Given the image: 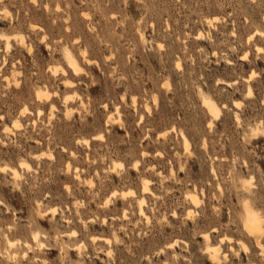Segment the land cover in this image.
Listing matches in <instances>:
<instances>
[{
  "label": "rangeland",
  "instance_id": "374dc122",
  "mask_svg": "<svg viewBox=\"0 0 264 264\" xmlns=\"http://www.w3.org/2000/svg\"><path fill=\"white\" fill-rule=\"evenodd\" d=\"M0 35V264H264V0H0Z\"/></svg>",
  "mask_w": 264,
  "mask_h": 264
},
{
  "label": "bare ground",
  "instance_id": "6f19581e",
  "mask_svg": "<svg viewBox=\"0 0 264 264\" xmlns=\"http://www.w3.org/2000/svg\"><path fill=\"white\" fill-rule=\"evenodd\" d=\"M260 33H262L261 31H260ZM2 35V34H1ZM0 35V36H1ZM140 36H142V35H140ZM22 38V37H21ZM6 41V40H5ZM9 43V42H8ZM7 43V44H8ZM9 46V45H8ZM72 52H70V51H68L67 49L66 50H64V58L66 59V62L68 63V65L73 69V70H75V72H78V70H80L81 69V67L79 66V64H78V62H77V59H76V57L73 55V54H71ZM82 53H83V51H82ZM57 69V68H56ZM53 70H54V68H53ZM56 72V71H55ZM68 81V80H67ZM66 81V82H67ZM69 83H71V81H68ZM249 85V84H248ZM247 85V86H248ZM247 88H249V87H247ZM247 92H248V90H247ZM250 92V91H249ZM202 98H203V95L201 96ZM41 98V97H40ZM132 98V97H131ZM133 98H134V96H133ZM204 104L207 106V108H208V110H209V112L214 116V117H216V116H218V114H219V108H218V106L215 104V102L212 100V99H210V98H208V97H204ZM202 101V100H201ZM134 103V102H133ZM206 108V107H205ZM236 117V116H235ZM141 118V117H140ZM264 127V126H263ZM182 139H183V143H185L186 145L188 144V140L186 139V137L184 136V135H182ZM186 145H184L185 146V149H187L186 147L188 146H186ZM20 161V160H19ZM22 161L25 163V166H27L28 164V162L26 163V161H24V160H21V163H22ZM23 163V164H24ZM27 164V165H26ZM28 167V166H27ZM4 169V168H3ZM11 169H13V168H11ZM13 173L15 174V170L13 169ZM16 174H17V172H16ZM13 175V174H12ZM14 176V175H13ZM245 182V181H244ZM145 185V184H144ZM145 188H147V186L145 187ZM187 193H189V192H186V194ZM187 195H194V193H192V194H187ZM196 196V195H195ZM191 197V196H190ZM189 197V198H190ZM193 197V196H192ZM191 197V198H192ZM188 198V199H189ZM195 198V197H194ZM196 198H197V196H196ZM141 199V198H140ZM193 199V198H192ZM192 199H189V200H192ZM197 199H195L194 201H196ZM245 200V199H244ZM138 201V200H137ZM142 201H144V200H142ZM193 201V202H194ZM196 202H198V201H196ZM196 202H194V203H196ZM140 203V202H139ZM142 203V202H141ZM245 203V202H244ZM138 208H140V207H138ZM245 211V218H244V222L242 223V225L244 224V227L247 229V231H249L250 233H253V234H258V235H260L261 233H262V231H263V226H262V217L260 216V214L256 211V210H254V209H252L251 207H249L248 205H246L245 206V209H244ZM141 212V211H140ZM142 213V212H141ZM146 217V216H145ZM264 220V219H263ZM264 222V221H263ZM243 227V226H242ZM36 232V231H35ZM35 232H33V234L35 233ZM248 232V233H249ZM35 234H37V232L35 233ZM34 234V235H35ZM206 234V233H205ZM32 235V234H31ZM34 235H32L31 236V238H33V236ZM202 235H204V234H202ZM207 235V234H206ZM205 236V235H204ZM37 237V235H35L34 236V238H36ZM205 237H207V236H205ZM7 240V239H6ZM15 239H13L12 241H14ZM17 240H18V238H17ZM207 240H208V237H207ZM257 240V239H256ZM7 241H9V240H7ZM6 241V242H7ZM19 241V240H18ZM17 241V242H18ZM9 242H11V241H9ZM40 242V241H39ZM8 243V242H7ZM25 243H27L26 241H25ZM24 243V244H25ZM11 244V243H10ZM41 244V243H40ZM260 244V243H259ZM28 245V244H27ZM39 246V245H38ZM207 248H208V251H210L211 253H209V254H211V255H214V254H216V252H214L215 250H218L219 251V249H220V247H219V245L217 244V245H215L214 246V244H207V246H206ZM6 250V249H5ZM206 250V249H205ZM24 252V251H23ZM212 252L214 253V254H212ZM6 253H7V251H6ZM13 252H11V254H12ZM14 254H16V253H14ZM223 254H225L224 252H223ZM13 255V254H12ZM23 256V255H22ZM215 257V256H214ZM218 258V257H217ZM13 259V258H12ZM217 262V261H216Z\"/></svg>",
  "mask_w": 264,
  "mask_h": 264
}]
</instances>
